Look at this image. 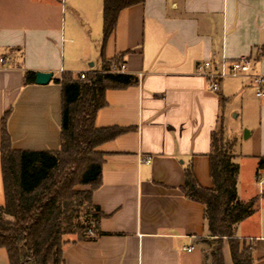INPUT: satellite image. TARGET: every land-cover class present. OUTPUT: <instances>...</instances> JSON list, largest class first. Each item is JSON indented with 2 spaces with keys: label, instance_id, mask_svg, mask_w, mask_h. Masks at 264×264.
Here are the masks:
<instances>
[{
  "label": "crops",
  "instance_id": "obj_1",
  "mask_svg": "<svg viewBox=\"0 0 264 264\" xmlns=\"http://www.w3.org/2000/svg\"><path fill=\"white\" fill-rule=\"evenodd\" d=\"M58 1L0 0V148L8 114L14 150L58 151L62 89L54 80L101 70L104 0H65L92 30L75 42L59 21ZM104 54L107 60L123 55L122 73L139 82L105 93L107 106L97 113L96 127L128 132L97 149L103 154L102 176L93 203L104 214L101 235L89 241L69 237L64 264H207L205 209L184 196L185 171L192 165L199 185L212 188L211 138L224 124L227 136L237 139L238 196L243 201L259 196L264 99L248 77L226 78L215 93L197 66L245 56L253 61L252 74L264 76V0H144L121 11ZM27 72L53 78L45 86L25 85ZM236 99L244 121L234 131L227 127L225 104ZM236 238L250 245L253 264H264V199L237 225ZM224 260L232 264L227 244ZM0 264H9L5 249Z\"/></svg>",
  "mask_w": 264,
  "mask_h": 264
},
{
  "label": "trees",
  "instance_id": "obj_2",
  "mask_svg": "<svg viewBox=\"0 0 264 264\" xmlns=\"http://www.w3.org/2000/svg\"><path fill=\"white\" fill-rule=\"evenodd\" d=\"M144 0H104L103 37L100 46V71L75 76L64 73L54 83L62 89L61 144L58 151H16L7 131L8 114L2 120L0 148L4 204L0 206V249H5L9 264H64L63 247L69 237L89 241L101 235L104 218L93 203L101 185L103 154L101 145L115 140L128 129L97 128V113L107 106L105 93L138 84L136 76L122 73L124 56L107 60L104 54L115 32L122 10ZM36 73L27 72L25 85L35 83ZM224 106L225 101L222 100ZM209 155L210 189L199 185L193 166L185 171L184 196L204 206L208 245L212 264H225L222 254L226 241L232 264H253L251 248L240 250L235 240L237 225L254 215L263 192L249 201L238 196L240 172L236 163L237 139L229 138L222 125L212 134ZM264 173V157L257 165V179ZM87 186V190L79 187ZM92 232V235L90 234Z\"/></svg>",
  "mask_w": 264,
  "mask_h": 264
},
{
  "label": "built area",
  "instance_id": "obj_3",
  "mask_svg": "<svg viewBox=\"0 0 264 264\" xmlns=\"http://www.w3.org/2000/svg\"><path fill=\"white\" fill-rule=\"evenodd\" d=\"M3 63V59H0ZM253 61L249 57H241L235 61L223 60L220 65L214 66L211 62H204L197 66V73L205 78L211 91L217 93L220 90L221 82L230 77H248L251 84L256 88V96L264 99V76L252 74ZM121 72L124 68H121ZM81 79H85V74L80 75ZM147 163L151 162V158L144 160ZM260 185H264V177L257 179ZM92 235V232L90 231ZM193 248H188L191 252Z\"/></svg>",
  "mask_w": 264,
  "mask_h": 264
},
{
  "label": "rangeland",
  "instance_id": "obj_4",
  "mask_svg": "<svg viewBox=\"0 0 264 264\" xmlns=\"http://www.w3.org/2000/svg\"><path fill=\"white\" fill-rule=\"evenodd\" d=\"M58 3H59V7H58L59 8V11H58L59 21H61V22L65 21L66 22V32L68 35L67 36L68 39H73V41L75 42L78 35H80V34L89 35L90 33H92V32H90L92 30H90V27L87 25V22L85 21V19L83 17H81L80 15H77L75 12H70L72 9H69V6L65 0H59ZM65 14H66V17H65ZM65 50H66L65 54H66V59H67L69 53L67 52V48ZM90 63H92V62L87 63V69H89V70L92 69L89 66ZM225 106L227 109L226 115H227V119H228V122L226 121L227 127L233 129L234 131L238 128H241V125L244 121V117H241V115H240L241 112H240L239 100H237V99L232 100L230 102V104H228L226 102ZM237 114H239V116L236 118L235 115H237ZM223 126L225 127L224 124H223ZM243 134H244V132H243ZM235 240L239 244L240 250L250 248V245H247L246 243L243 244L237 238H235ZM203 241H208L209 243L213 242V240L209 239V238H205ZM225 244H227L226 241L224 242L223 249H222L223 257H224ZM216 247H217V245H215V244L208 245V244L203 243L202 253L205 256V258L207 259V261H206L207 264H212L211 253L216 249Z\"/></svg>",
  "mask_w": 264,
  "mask_h": 264
},
{
  "label": "water",
  "instance_id": "obj_5",
  "mask_svg": "<svg viewBox=\"0 0 264 264\" xmlns=\"http://www.w3.org/2000/svg\"><path fill=\"white\" fill-rule=\"evenodd\" d=\"M53 78V74L52 73H37L36 74V78H35V84L40 85V86H45L48 85ZM249 131L245 130L244 134H243V138L244 140H248L249 139Z\"/></svg>",
  "mask_w": 264,
  "mask_h": 264
}]
</instances>
